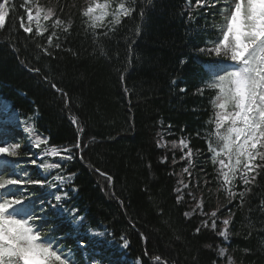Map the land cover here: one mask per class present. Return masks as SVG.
I'll return each instance as SVG.
<instances>
[{"label":"trees","instance_id":"obj_1","mask_svg":"<svg viewBox=\"0 0 264 264\" xmlns=\"http://www.w3.org/2000/svg\"><path fill=\"white\" fill-rule=\"evenodd\" d=\"M119 2L111 0L114 6ZM81 3L63 9L61 17L72 26L67 34L55 30L62 47L52 48V56L37 44L47 47L53 29L38 37L20 27L21 18L27 19L26 0H9V16L0 29V108L17 112L24 126L28 121L47 138L49 147L81 145L56 171L72 177L63 205L83 217L80 235L73 238L69 212L63 211V219L50 212L51 222L44 227L63 237L58 244L70 251L73 264H156V256L161 264H225L218 256L221 247L235 264H264V170L242 205L239 197L228 203L217 192L219 165L208 151L217 93L206 84L218 58L199 49L211 47L219 36L222 3L195 8L189 0H136L130 17H122L119 25L108 18L96 30L98 40L80 14ZM180 139L193 152L191 176L181 175L187 166L181 149L170 147ZM158 140L168 147H159ZM25 144L20 154L32 164L33 147ZM20 164L23 169L25 163ZM30 171L33 179H42L35 167ZM181 179L189 187L178 202ZM189 191L203 199L204 212L221 206L217 230L233 213L227 242L210 228L196 232L206 217L199 211L185 215L195 207ZM236 191H243L239 180ZM88 231L103 232L104 238L92 239ZM122 236L129 241L126 248Z\"/></svg>","mask_w":264,"mask_h":264},{"label":"snow or ice","instance_id":"obj_2","mask_svg":"<svg viewBox=\"0 0 264 264\" xmlns=\"http://www.w3.org/2000/svg\"><path fill=\"white\" fill-rule=\"evenodd\" d=\"M152 0H148L151 4ZM136 0H120L118 6L112 7L111 0H91L81 11V16L87 27L92 29L96 40V30L103 28L104 21L111 16V24L119 25L122 17H130L135 8L132 6ZM222 3L219 9L221 23L217 25L219 36L212 41V46L200 48L201 53L214 55L217 61L212 65V79L206 84L210 90L216 91L213 100L214 116L211 123L214 124V131L210 133L208 142V151L212 153V163L218 164L217 182L219 187L217 192H223L225 199L231 203L237 197L240 198L241 205L247 192L251 191V185L256 181L257 175L264 170V0H195L192 5L189 0V7L203 8L205 6L215 8L217 4ZM27 25L21 18L20 27L25 33L35 36H43L53 29L47 37V47H41L45 55L52 56V48L61 49L59 35L55 29L63 33H69L71 21H64L56 17L52 8L43 9L39 6L35 8V15L31 6L26 7ZM140 15H144L141 9ZM9 16V0L0 2V29L6 24V18ZM191 14L189 19H191ZM41 21L49 22L41 23ZM35 24V29L33 28ZM139 26L137 34L139 33ZM107 36V33H104ZM53 38L56 43H53ZM69 51H71L69 49ZM101 54L103 49L101 48ZM75 55V53H73ZM37 73L40 69H34ZM123 79V77H121ZM46 82L47 77H44ZM58 92L67 97V93L62 89L51 84ZM184 91V89H181ZM199 91H202L199 90ZM25 131L32 137L31 143L35 148H41L45 156L57 157L61 159H73V149L80 150L79 142L71 148L66 146L49 147L47 138L42 139L36 134L33 125L24 121ZM73 123L79 125L78 119H73ZM83 132V128L79 129ZM213 138L215 143H213ZM159 147H168L166 143L157 141ZM171 149L180 148L183 155L181 159L187 161V166L182 169L181 175L187 173L192 175L190 169L193 167V152L186 140L172 141ZM20 143L0 142V158L17 157L20 155ZM186 150V151H185ZM167 157L163 158L166 161ZM162 161V162H163ZM4 167L0 168V264H73L70 253H65L59 246L58 241L63 237L50 235L53 230L45 228L47 222L46 215H37L35 203H30L25 208V201H30L31 196L28 186L40 185L41 187H57L58 184L70 182L72 177L55 176L56 183L47 182L42 179H33L27 172L20 175L17 170L19 165L3 159ZM36 163L35 160L32 161ZM173 163H176L173 156ZM38 167L48 171L50 169H59V163H42ZM11 168L6 173V169ZM74 175V174H73ZM111 181V177H107ZM239 180L243 185V191H236V181ZM208 182L205 181V184ZM176 189L177 201L184 199L183 189L189 187L183 179L178 181ZM57 190H59L57 188ZM73 191L77 189L73 188ZM195 201V207L191 212H186V216L199 211V214L206 217L201 221L200 227L196 228L199 233L201 229L215 231L225 241L229 237V225L232 223L233 213L229 211L228 218L220 221L223 225L218 229L217 220L220 207L210 212H204L203 199L197 197L189 191L187 193ZM68 193L54 195L55 204L48 201L53 209H59L64 212L72 213L74 222L82 221L83 217H78L77 209H67L61 203L67 199ZM45 201L41 200L43 205ZM264 206V205H262ZM46 209L41 206L40 212L46 213ZM39 221V223H38ZM93 235H103L102 233H93ZM122 247H127L129 241L121 237ZM80 247H85L84 240L79 241ZM211 248V245H208ZM248 251V250H245ZM227 252L225 248L218 249V256L224 257ZM156 264H161V257H155ZM167 264V262H163ZM228 264H234L229 258Z\"/></svg>","mask_w":264,"mask_h":264},{"label":"rangeland","instance_id":"obj_3","mask_svg":"<svg viewBox=\"0 0 264 264\" xmlns=\"http://www.w3.org/2000/svg\"><path fill=\"white\" fill-rule=\"evenodd\" d=\"M80 1H82L81 4H82V6H84V7H86L87 4L91 2V0H26V3H27L28 6H31V7L33 8V14H34V15H35V8H36L37 6L43 8V9L52 8V9L55 11V13H56V17H54V18H57V17H58L59 19L64 20L63 17H61V13L64 12L63 9H65V8H66V9L69 8L68 6H73V5L75 6L76 2H80ZM101 2H103V0H101ZM111 4H112V3H111ZM221 5L223 6V4H221ZM84 7H83V8H84ZM112 7L115 8L116 6H114V5L112 4ZM108 18L111 19V16L107 17V18L105 19V21H106ZM105 21H104V22H105ZM27 23H28V21H27V19H26L25 25H27ZM41 23H48V24L50 25V24H51V21H49V22L41 21ZM33 28L35 29V24H33ZM49 29H51V27H49ZM55 30H56V29H55ZM10 121L13 122V119L10 118ZM25 128H26V126L23 127V132H24V134L27 135V137H28V141L31 143V139H32V137L30 136V134H29L28 132L25 131ZM36 134H37V133H36ZM37 135H38V134H37ZM39 136H40V135H39ZM40 137H41L42 139H44V137H42V136H40ZM14 138H15V140H17L18 138L20 139L21 136H16V135H15ZM19 139H18V140H19ZM31 144H32V143H31ZM32 145H33V144H32ZM41 156H42L43 158H46L47 163H59L60 166L66 161V159H61L60 156H57V157L45 156L44 153H42ZM37 158L39 159V157H37ZM39 170H42V168H39ZM43 170H44V169H43ZM56 170H58V169H50V170H48V173H49V172H50V173L55 172ZM48 173H46L45 171L42 172L43 176H47ZM55 183H56V182H55ZM68 183H69V182L64 183V184H62V185L58 184L56 188H58V189H60V188L63 189V188H65V186L68 185ZM183 190H184V189H183ZM54 195H58V194H54ZM54 195H53V198H54ZM74 225H75V226L79 225L78 221H76ZM93 233H102L103 235H93ZM88 236H89L90 238H92V239H99V240H101V239L104 238V233H103V232H100V231H89V232H88ZM222 238H223V237H222ZM223 239H224V238H223ZM224 241H225V240H224ZM225 242H227V241H225ZM111 243H113V241H109V244H111ZM226 252H227V251H226ZM96 254H97V252H96ZM229 258H231V257L228 255V253L226 254V256L221 257L222 261H224L225 264H228V260H229ZM231 259H232V258H231ZM135 264H137V263H135ZM234 264H235V263H234Z\"/></svg>","mask_w":264,"mask_h":264}]
</instances>
